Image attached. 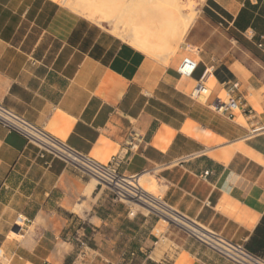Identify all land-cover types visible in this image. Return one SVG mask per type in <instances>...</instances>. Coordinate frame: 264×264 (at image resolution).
Wrapping results in <instances>:
<instances>
[{
	"label": "crops",
	"instance_id": "crops-1",
	"mask_svg": "<svg viewBox=\"0 0 264 264\" xmlns=\"http://www.w3.org/2000/svg\"><path fill=\"white\" fill-rule=\"evenodd\" d=\"M69 9L0 0V104L101 165L149 173L175 214L246 247L264 218V0H205L169 58ZM206 71L210 95L193 99ZM235 83L252 116L213 109ZM91 183L0 126V264H235L172 233L155 247L153 219Z\"/></svg>",
	"mask_w": 264,
	"mask_h": 264
},
{
	"label": "bare ground",
	"instance_id": "bare-ground-1",
	"mask_svg": "<svg viewBox=\"0 0 264 264\" xmlns=\"http://www.w3.org/2000/svg\"><path fill=\"white\" fill-rule=\"evenodd\" d=\"M52 1L63 4L75 12H78L91 22L97 24L108 23L113 25L115 30L119 27H123L124 32L127 34L128 32L131 33L132 40H130L135 47L144 51H149L155 55L166 54L167 56H172L177 54L181 46L187 48V45H185L183 41L197 17V13L194 14L192 11L193 4L191 6L189 5L191 13L187 14V16L184 15V17H179L181 16V11L184 9L182 5L183 0ZM149 52H147V54H149ZM205 99L207 98H202L203 101H206ZM137 182L146 196L144 204H134V206L140 208L139 212L143 210L148 213L152 211L157 212L162 216V222L166 225L171 221L184 228L195 237L204 239L210 237L209 234L212 232L198 227L175 214V212L170 210L162 201L161 194L158 192H150L154 186V179L149 173L138 176ZM94 187L95 183L93 181L89 186V190L92 191ZM159 227L160 228H157V230L154 229L157 231L155 234H161L163 232V228H161L160 225ZM165 230L167 229L164 228V231ZM221 246L224 248L223 245Z\"/></svg>",
	"mask_w": 264,
	"mask_h": 264
},
{
	"label": "built area",
	"instance_id": "built-area-1",
	"mask_svg": "<svg viewBox=\"0 0 264 264\" xmlns=\"http://www.w3.org/2000/svg\"><path fill=\"white\" fill-rule=\"evenodd\" d=\"M195 67L194 62L187 60L182 63L180 72L184 76H190L194 72ZM207 76L208 71L203 74L202 79L193 89L191 93L193 99L209 97L210 90L206 84ZM238 88L239 84H233L229 89V95L226 100H217L213 103L212 107L218 114L225 115L231 119L234 118L235 114L243 110L250 116L254 114L252 110L244 107L240 98L234 97ZM0 126L24 137L28 143L38 147L42 155L49 154L54 158L62 159L70 166L76 168L81 174L94 178L98 186L106 188L113 193L115 202L125 204L128 207L132 204L145 203L144 199L146 196L137 182L138 176H125L121 174L119 172L120 160L118 158H112L107 166L101 165L91 158L69 149L59 140L49 135L45 130L31 124L2 104H0ZM259 131V128H255L252 133L255 134ZM133 148L131 146V149ZM208 175L209 172H206L205 176ZM153 213L157 212H149V214ZM136 214L134 212L132 213V215ZM25 223L24 218L18 217L13 230L14 234H18L24 228ZM209 236L205 239L196 238L206 248L214 250L227 260L235 264H264L263 258L253 255L245 246L234 244L214 233H210Z\"/></svg>",
	"mask_w": 264,
	"mask_h": 264
},
{
	"label": "rangeland",
	"instance_id": "rangeland-1",
	"mask_svg": "<svg viewBox=\"0 0 264 264\" xmlns=\"http://www.w3.org/2000/svg\"><path fill=\"white\" fill-rule=\"evenodd\" d=\"M203 3H204V1H201V0H183V3H182V5L184 6V9H183V11H181V13H180V15L181 16H179V17H184V15H186L187 16V14H189V13H191V9L189 8L192 4V8H193V13L194 14H196V19L199 17V11H200V9L202 8V5H203ZM186 4V5H185ZM61 6H63V7H65V8H67L66 6H64V5H62V4H60ZM190 5V6H189ZM69 9V8H68ZM69 10H71V9H69ZM72 11V10H71ZM74 12V11H73ZM76 13V12H75ZM76 14H78V13H76ZM78 15H80V14H78ZM81 16V15H80ZM185 16V17H186ZM84 18V17H83ZM196 19H195V21H196ZM108 23H102V24H100V25H103V26H105L107 29H109L113 34H115V35H117L118 37H120V38H122L123 40H125V41H127V42H131V40H132V36L130 35L131 33L130 32H128V34L126 33V32H124V29H123V27H119L118 29H116L115 30V27L113 26V25H110V24H108ZM124 33V34H123ZM127 34V35H126ZM127 36V37H126ZM131 39V40H130ZM182 47V46H181ZM148 55V54H147ZM154 55V54H153ZM151 56V55H150ZM159 57H156V58H169V57H171V56H167L166 54H160V55H158ZM172 56H174V55H172ZM152 176V175H151ZM88 178H89V180L91 181V182H93L94 181V183H95V185L97 186V181L94 179V178H92V177H90V176H88ZM152 178L154 179V177L152 176ZM156 180L154 179V186L152 187V189H151V191L150 192H152V193H155V192H158L159 194H161V195H163L162 194V192H161V190H160V188L158 187V184H157V182H155ZM99 187V189L100 190H103L107 195H108V197L111 199V200H113L114 202H115V199H114V195H113V193L110 191V190H108V189H106V188H103V187H100V186H98ZM116 204H119V205H123V206H127V205H125V204H122V203H117V202H115ZM128 207V206H127ZM129 207L132 209V211L134 212V213H140L139 212V207H137V206H134L133 204L132 205H129ZM141 213H143V214H145V215H148L150 218H152L153 219V221H154V226L156 227H154V229H156L157 230V228H160L159 227V225L161 226V228H163V232L161 233V234H155V233H157V231L156 230H154L153 231V233H154V235L156 236V238H155V242H158V244L157 245H155L156 247H160V248H164L165 250L167 249H170V248H172V247H174V243L173 242H171L169 239H168V233H172L173 234V236H175V235H179L181 238H187L188 240H190V241H192V242H194V241H198V242H200L194 235H192V234H190L187 230H185L184 228H182V227H180V226H178V225H176V224H174L173 222H171V221H169L168 223H167V225L164 223V222H162V216L160 215V214H157V213H153V214H149L148 212H146V211H141ZM161 220V221H160ZM168 227V228H167ZM164 228L165 229H167V230H165L164 231ZM165 239H167V240H165ZM162 240V241H161ZM164 241V242H163ZM166 241V242H165ZM201 243V242H200Z\"/></svg>",
	"mask_w": 264,
	"mask_h": 264
},
{
	"label": "trees",
	"instance_id": "trees-1",
	"mask_svg": "<svg viewBox=\"0 0 264 264\" xmlns=\"http://www.w3.org/2000/svg\"><path fill=\"white\" fill-rule=\"evenodd\" d=\"M246 249L253 255L264 259V218L256 229L253 238L247 244Z\"/></svg>",
	"mask_w": 264,
	"mask_h": 264
}]
</instances>
